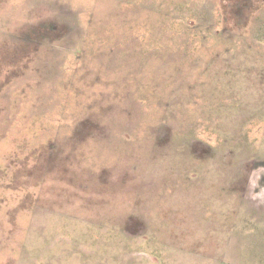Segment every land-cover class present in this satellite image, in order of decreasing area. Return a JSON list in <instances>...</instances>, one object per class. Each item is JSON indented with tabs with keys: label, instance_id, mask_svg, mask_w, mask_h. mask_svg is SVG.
<instances>
[{
	"label": "rangeland",
	"instance_id": "374dc122",
	"mask_svg": "<svg viewBox=\"0 0 264 264\" xmlns=\"http://www.w3.org/2000/svg\"><path fill=\"white\" fill-rule=\"evenodd\" d=\"M0 264H264V0H0Z\"/></svg>",
	"mask_w": 264,
	"mask_h": 264
}]
</instances>
